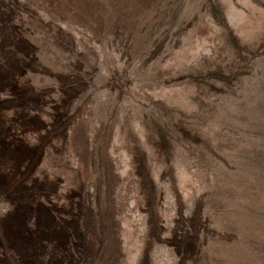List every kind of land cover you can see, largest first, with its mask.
I'll list each match as a JSON object with an SVG mask.
<instances>
[{
	"label": "rangeland",
	"instance_id": "1",
	"mask_svg": "<svg viewBox=\"0 0 264 264\" xmlns=\"http://www.w3.org/2000/svg\"><path fill=\"white\" fill-rule=\"evenodd\" d=\"M0 264H264V0H0Z\"/></svg>",
	"mask_w": 264,
	"mask_h": 264
}]
</instances>
